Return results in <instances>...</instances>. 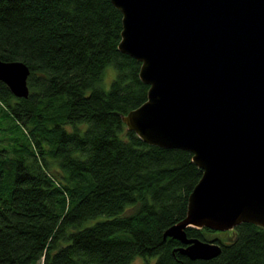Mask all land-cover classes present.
I'll list each match as a JSON object with an SVG mask.
<instances>
[{
	"label": "trees",
	"instance_id": "trees-1",
	"mask_svg": "<svg viewBox=\"0 0 264 264\" xmlns=\"http://www.w3.org/2000/svg\"><path fill=\"white\" fill-rule=\"evenodd\" d=\"M122 16L112 0H0V57L30 67L28 97L0 80V264H264V226L252 222L188 226L187 236L222 246L208 259L163 237L186 215L202 168L122 121L149 88L141 62L118 47Z\"/></svg>",
	"mask_w": 264,
	"mask_h": 264
},
{
	"label": "water",
	"instance_id": "water-1",
	"mask_svg": "<svg viewBox=\"0 0 264 264\" xmlns=\"http://www.w3.org/2000/svg\"><path fill=\"white\" fill-rule=\"evenodd\" d=\"M119 49L141 62L147 99L120 113L148 144L192 152L202 175L186 215L164 231L190 257L222 246L188 226H264V0H112ZM30 67L0 57V80L28 97ZM28 76V77H27Z\"/></svg>",
	"mask_w": 264,
	"mask_h": 264
},
{
	"label": "rangeland",
	"instance_id": "rangeland-1",
	"mask_svg": "<svg viewBox=\"0 0 264 264\" xmlns=\"http://www.w3.org/2000/svg\"><path fill=\"white\" fill-rule=\"evenodd\" d=\"M116 69L112 64L107 65V67L105 68V71L103 72V81L102 84L103 86L108 89L110 87V83L113 80L114 76L116 75ZM3 123L8 126V128L10 129L11 134L19 137V139H24V134L22 133V126L20 124H16L11 118H7V119H2ZM0 135H6L3 134L2 131L0 130ZM2 143H8L9 140L5 139L2 140ZM94 221V219H90V222ZM150 260H145L144 257L142 256H137L134 260L135 264H153L155 261V257H149Z\"/></svg>",
	"mask_w": 264,
	"mask_h": 264
},
{
	"label": "clouds",
	"instance_id": "clouds-1",
	"mask_svg": "<svg viewBox=\"0 0 264 264\" xmlns=\"http://www.w3.org/2000/svg\"><path fill=\"white\" fill-rule=\"evenodd\" d=\"M65 130L67 131V133L69 134V135H72L73 133H74V129H73V127L71 126V125H67L66 126V128H65ZM84 130H82V132H83Z\"/></svg>",
	"mask_w": 264,
	"mask_h": 264
}]
</instances>
